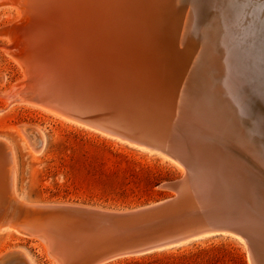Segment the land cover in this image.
<instances>
[{
	"label": "bare ground",
	"instance_id": "obj_1",
	"mask_svg": "<svg viewBox=\"0 0 264 264\" xmlns=\"http://www.w3.org/2000/svg\"><path fill=\"white\" fill-rule=\"evenodd\" d=\"M0 4L14 7V19L0 35L8 42L3 49L23 72L6 89L11 102L156 155L176 166L180 178L187 168L163 144L176 152L181 149L174 141L186 144L189 161L217 189L216 202L225 207V199L234 197L245 214L230 218L236 230L224 227L220 233L204 232L153 250L93 258L90 264L170 250L216 235L244 241L248 264H264V0ZM20 129L37 152L44 147L39 126ZM16 183L15 153L0 137V234L42 239L56 264H79L71 244L79 242L85 249L86 237L64 233L55 222L32 223L37 221L31 216L39 206L73 205L28 203ZM16 249L4 257L35 264L27 250Z\"/></svg>",
	"mask_w": 264,
	"mask_h": 264
},
{
	"label": "rangeland",
	"instance_id": "obj_2",
	"mask_svg": "<svg viewBox=\"0 0 264 264\" xmlns=\"http://www.w3.org/2000/svg\"><path fill=\"white\" fill-rule=\"evenodd\" d=\"M14 15V7L0 4V30L13 21ZM0 36V137L15 153L17 189L25 201L127 211L174 195L163 185L178 180L180 171L168 161L11 102L6 89L18 83L23 72L5 51L6 38ZM21 125H37L43 130L46 140L40 153L29 144ZM41 241L0 234V253L5 252L0 263L23 264L20 257H4L18 247L27 250L35 264H56ZM246 246L242 240L216 235L106 264H248Z\"/></svg>",
	"mask_w": 264,
	"mask_h": 264
},
{
	"label": "water",
	"instance_id": "obj_3",
	"mask_svg": "<svg viewBox=\"0 0 264 264\" xmlns=\"http://www.w3.org/2000/svg\"><path fill=\"white\" fill-rule=\"evenodd\" d=\"M174 144L178 145L180 152L171 150L166 141L163 147L174 159L185 164L187 173L165 187L177 190L178 195L154 205L121 212L96 211L78 206H39L35 210L37 213L31 215L32 220L37 222L32 223L43 226L55 222L64 233L74 231L84 235L85 249L79 246V242L71 244L75 252L72 257L79 260V264H90L93 258V261H99L161 248L204 232L220 233L224 227L236 230L230 218L245 215L241 204L234 197L225 199V207L218 204L217 189L204 181L202 172L192 164L193 159L189 161L186 144L178 141H174ZM17 207L14 206L15 211ZM222 222L223 226L220 225ZM104 241H107V245L102 244Z\"/></svg>",
	"mask_w": 264,
	"mask_h": 264
}]
</instances>
